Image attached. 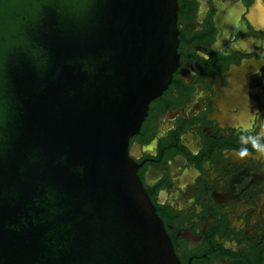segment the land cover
Instances as JSON below:
<instances>
[{
  "label": "water",
  "instance_id": "1",
  "mask_svg": "<svg viewBox=\"0 0 264 264\" xmlns=\"http://www.w3.org/2000/svg\"><path fill=\"white\" fill-rule=\"evenodd\" d=\"M176 48V0H0V264H179L128 152Z\"/></svg>",
  "mask_w": 264,
  "mask_h": 264
},
{
  "label": "flooded vegetation",
  "instance_id": "2",
  "mask_svg": "<svg viewBox=\"0 0 264 264\" xmlns=\"http://www.w3.org/2000/svg\"><path fill=\"white\" fill-rule=\"evenodd\" d=\"M176 29L129 156L179 264H264V0H176Z\"/></svg>",
  "mask_w": 264,
  "mask_h": 264
}]
</instances>
